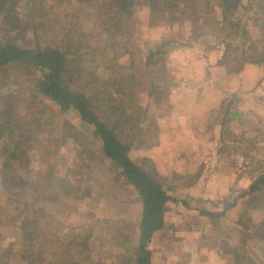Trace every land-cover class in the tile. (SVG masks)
I'll return each mask as SVG.
<instances>
[{
	"label": "rangeland",
	"instance_id": "obj_1",
	"mask_svg": "<svg viewBox=\"0 0 264 264\" xmlns=\"http://www.w3.org/2000/svg\"><path fill=\"white\" fill-rule=\"evenodd\" d=\"M18 1L24 20L45 19L42 28L50 26L42 41L57 45L85 38L84 44L105 48L104 62L96 55L86 64L83 83L90 96L112 95L113 127L129 146L127 158L148 160L175 199L167 225L148 245L150 262L216 264V256L208 255L217 250L224 257L220 264H264V189L239 196L264 174V63L242 58L253 53L252 46L264 48V0H243L226 23L216 0L199 3L195 14L179 8L154 23L147 1L135 0L131 16L113 33L103 23H111L104 16L109 0H36L41 5L32 11V0ZM17 41L34 47L31 27ZM150 51L156 52L149 62ZM11 73L0 86L1 98L40 135L26 147L25 167L4 168L0 160V264H135L139 191L126 184L76 109L61 108L42 91L40 71ZM201 78L213 80L218 91L208 107L211 131L203 138L184 137L175 119L165 117L179 112L173 103L181 83ZM152 80L160 88L151 95ZM199 89V97H206L208 86ZM199 138L207 141L203 149L186 152ZM36 180H51L57 192L39 195L28 185ZM232 202L214 218L199 214L222 211ZM169 256L172 261L163 260Z\"/></svg>",
	"mask_w": 264,
	"mask_h": 264
},
{
	"label": "trees",
	"instance_id": "obj_2",
	"mask_svg": "<svg viewBox=\"0 0 264 264\" xmlns=\"http://www.w3.org/2000/svg\"><path fill=\"white\" fill-rule=\"evenodd\" d=\"M146 1L151 7V22L154 23L158 18L174 15L179 8H183L184 11L191 10V13L195 14L196 6L204 0ZM242 1L216 0V6L221 9L224 22L228 20V15L239 7ZM18 2V0H0V18L4 30V34L0 36V86L5 83V79L12 74L11 72L21 71V74L25 76L40 71L43 75L40 81L42 91L55 100L61 108L73 107L76 109L79 116L94 128L102 140L104 155L115 162V166L120 170L126 184L139 191L142 211L138 224L139 237L135 248V264H151V249L148 245L154 234L165 227L164 216L169 208L168 203L175 201V199L170 194L171 189L165 178L159 174L153 165L148 164V160H146L147 164H137L127 158L126 152L129 146L120 139L113 127L114 122L111 114L115 113L116 110L112 95L108 94L102 97L96 92L92 97L83 83L85 78L83 71L86 69V64L88 61L91 62L96 55L104 62L102 57L106 56L105 48H101L100 45L84 44L85 38L76 39L74 42L67 38L57 45L42 41L41 33L47 37L50 26L42 28L46 22L45 19L26 21L25 18L24 20L17 7ZM134 3L135 0H109V8L104 16L111 20V23H105L106 20L103 23L105 25L111 24V33L125 23L127 17L131 16ZM40 5L36 0H32L29 7L32 11L35 8L39 9ZM259 9V24L264 30V4ZM220 25L222 27L224 23H220ZM28 27H31L34 38V47L32 48L17 41V34ZM228 47L229 43L224 42L223 59L228 57ZM252 47L253 53L243 55L244 62L264 63V48L258 50L256 46ZM155 52L150 51L147 55L149 62L153 59ZM101 64L96 63L95 66L99 67ZM149 86L151 95L160 88L158 82L154 80L150 82ZM230 114L236 115L235 113ZM50 119H52L51 116H49V122ZM23 120L24 117L18 108L9 106L1 98L0 92V160L1 166L4 168L25 167L26 147L31 145L33 139L40 135V129L37 130L31 122L25 126ZM28 185L37 191L39 189V195L44 197H47L49 193L57 192L55 184L51 180L44 184H40V180L31 181ZM262 189H264V174L258 175L250 183L248 191L239 196L253 195ZM233 204V202L227 203L225 208L219 212L203 210L199 211V214L214 218L224 214L225 210ZM260 238H263V235ZM234 253V250L230 251V254ZM236 255L235 258H238ZM236 262L239 263V260L236 259Z\"/></svg>",
	"mask_w": 264,
	"mask_h": 264
},
{
	"label": "crops",
	"instance_id": "obj_3",
	"mask_svg": "<svg viewBox=\"0 0 264 264\" xmlns=\"http://www.w3.org/2000/svg\"><path fill=\"white\" fill-rule=\"evenodd\" d=\"M196 81H199V83L197 84ZM203 84H206L208 86L209 91L206 97H199V93H200L199 86H203ZM213 87H214L213 80L207 79V78H203V79L201 78V79L191 81V82L190 81L182 82L181 86H179V88L175 90L176 96L174 98L175 100L173 103L175 107L179 109V112L178 113L169 112V115L171 116L167 115L165 117V120L174 118L175 123L173 124V126L177 125L178 132L184 137L185 136L205 137L211 131L210 125H208L209 123V120H208L209 116L207 114L209 112L208 107L212 103L211 102L212 95L218 92L217 89ZM197 106L198 108L200 107L201 109L204 110L203 113H200L197 110ZM159 126L160 128L161 127L165 128L164 126H161L160 122H159ZM185 142H187V140H185ZM206 142H207L206 140H203L200 138L195 139L194 146L192 147L188 146L187 148H185V150L187 149L186 152H192V150L194 151L202 150L203 149L202 146L205 145ZM169 205H170V202L168 203V206ZM166 225H167V212L165 213V216H164V226ZM161 255H164V254L162 253ZM214 255L216 256L215 263L220 264L223 261V258H224L223 255L217 250H213L212 252H210V255L208 256H211L213 258ZM163 260L164 261L167 260V262L172 261L170 256L169 258L163 257ZM151 264H153V261L151 262Z\"/></svg>",
	"mask_w": 264,
	"mask_h": 264
}]
</instances>
